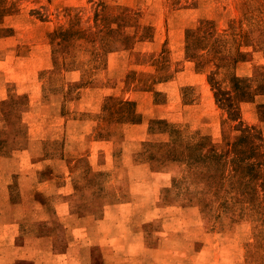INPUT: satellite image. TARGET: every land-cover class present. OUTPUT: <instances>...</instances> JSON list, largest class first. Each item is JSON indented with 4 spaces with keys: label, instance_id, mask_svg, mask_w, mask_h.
Segmentation results:
<instances>
[{
    "label": "rangeland",
    "instance_id": "374dc122",
    "mask_svg": "<svg viewBox=\"0 0 264 264\" xmlns=\"http://www.w3.org/2000/svg\"><path fill=\"white\" fill-rule=\"evenodd\" d=\"M0 264H264V0H0Z\"/></svg>",
    "mask_w": 264,
    "mask_h": 264
}]
</instances>
